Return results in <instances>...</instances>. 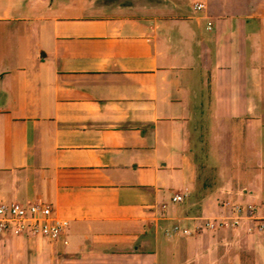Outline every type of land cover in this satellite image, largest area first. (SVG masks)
I'll list each match as a JSON object with an SVG mask.
<instances>
[{"label":"crops","instance_id":"crops-1","mask_svg":"<svg viewBox=\"0 0 264 264\" xmlns=\"http://www.w3.org/2000/svg\"><path fill=\"white\" fill-rule=\"evenodd\" d=\"M209 138L218 190L196 159ZM13 202L68 226L0 234V264H264L258 221H231L264 215V0H0Z\"/></svg>","mask_w":264,"mask_h":264},{"label":"built area","instance_id":"built-area-1","mask_svg":"<svg viewBox=\"0 0 264 264\" xmlns=\"http://www.w3.org/2000/svg\"><path fill=\"white\" fill-rule=\"evenodd\" d=\"M194 7L195 9H202L203 4H197ZM184 196L175 195L173 201L181 202ZM223 205L228 207L229 203L224 202ZM232 207L235 213V216L231 218L233 225H238L244 219L256 220L258 221V229L264 231V215H256L255 206L236 204L232 205ZM226 220V217L208 219L205 222V226L208 229L222 228L226 226ZM67 226L68 221L57 217L49 204H21L19 202L0 204V234L9 232L13 235H45L52 239H57L64 233ZM173 230L177 231L179 227L175 226ZM184 233H188V230H184Z\"/></svg>","mask_w":264,"mask_h":264},{"label":"rangeland","instance_id":"rangeland-1","mask_svg":"<svg viewBox=\"0 0 264 264\" xmlns=\"http://www.w3.org/2000/svg\"><path fill=\"white\" fill-rule=\"evenodd\" d=\"M211 129V125L208 124V126H206V130H207V135L209 136L210 133H208V131ZM205 155L202 157L196 156L197 161H199V168H200V177L202 179H207L209 177H212L215 179V181H206V185L207 186H212V188H215L218 190V185L221 184H225L227 182L221 180L220 177L224 178L221 174L218 175V170H219V166H218V148L214 145L213 140L212 139H208L205 142ZM217 168V173H212V168ZM221 173V172H220ZM220 179V180H219ZM232 187H235V185H233Z\"/></svg>","mask_w":264,"mask_h":264}]
</instances>
